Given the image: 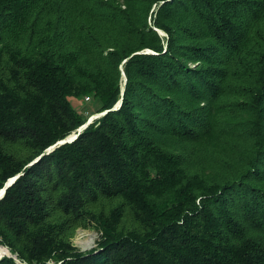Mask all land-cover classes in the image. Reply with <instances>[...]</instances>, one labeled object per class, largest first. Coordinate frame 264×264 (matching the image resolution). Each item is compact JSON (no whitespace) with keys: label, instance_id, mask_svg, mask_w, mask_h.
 I'll use <instances>...</instances> for the list:
<instances>
[{"label":"trees","instance_id":"trees-1","mask_svg":"<svg viewBox=\"0 0 264 264\" xmlns=\"http://www.w3.org/2000/svg\"><path fill=\"white\" fill-rule=\"evenodd\" d=\"M4 188L0 264H264V0H0Z\"/></svg>","mask_w":264,"mask_h":264},{"label":"rangeland","instance_id":"rangeland-1","mask_svg":"<svg viewBox=\"0 0 264 264\" xmlns=\"http://www.w3.org/2000/svg\"><path fill=\"white\" fill-rule=\"evenodd\" d=\"M76 106L79 110H81L84 114L86 115H90L91 113H93L91 116L95 118L103 115V112H95L97 111V109L100 106L99 101H93V99L91 100L90 97H86L85 100H80V101H75ZM95 112V113H94ZM89 116V118L91 117ZM93 119V120H94ZM86 232L87 234H92V241L90 242V240L88 241V239H81L82 237V233ZM99 230L96 229V227L94 226H90V227H79L75 233V236L73 238V243L75 246H77L80 250L82 251H86V250H91L92 248H94L97 244L99 239L101 238V235L99 236ZM0 248H2L0 246ZM9 250V248H8ZM10 251V250H9Z\"/></svg>","mask_w":264,"mask_h":264},{"label":"water","instance_id":"water-1","mask_svg":"<svg viewBox=\"0 0 264 264\" xmlns=\"http://www.w3.org/2000/svg\"><path fill=\"white\" fill-rule=\"evenodd\" d=\"M123 74L125 75V72L123 71ZM120 104H121V102H119ZM119 104V105H120ZM116 109V108H115ZM106 112H103V114H105ZM93 119H94V117L93 116H91L89 119H88V121H87V123L86 124H84L83 126H81L80 128H79V130H78V133H74L73 135H71V136H69V137H67L66 139H64V140H61L59 143H58V145H60V144H63V143H65V142H71V141H73V140H75L78 136H79V134L93 121ZM57 145V144H56ZM56 145H54V146H52V147H50L49 149H48V152L49 151H51V150H53L55 147H56ZM41 157V156H40ZM35 161H37V160H35ZM35 161H33L32 162V164L35 162ZM17 179V176L16 177H13V178H11L9 181H8V183H7V187L8 186H10L15 180ZM5 191H6V188H4V189H2L1 191H0V198L5 194ZM0 246L2 247V248H6L7 250H8V248L6 247V246H4V245H2V244H0ZM3 255H12L11 254V252L8 250V251H2L1 249H0V257L1 256H3Z\"/></svg>","mask_w":264,"mask_h":264},{"label":"bare ground","instance_id":"bare-ground-1","mask_svg":"<svg viewBox=\"0 0 264 264\" xmlns=\"http://www.w3.org/2000/svg\"><path fill=\"white\" fill-rule=\"evenodd\" d=\"M92 237H93V235L92 234H87L86 232H83L82 233V237H81V239H88V241L90 240V242L92 241ZM2 251H8L6 248H0Z\"/></svg>","mask_w":264,"mask_h":264},{"label":"built area","instance_id":"built-area-1","mask_svg":"<svg viewBox=\"0 0 264 264\" xmlns=\"http://www.w3.org/2000/svg\"><path fill=\"white\" fill-rule=\"evenodd\" d=\"M99 236H100V232H99ZM15 259H16V261H17L18 263H20V264H26L25 262H22L19 258H17V256H15ZM46 264H55V262H54V261H49V262L46 263Z\"/></svg>","mask_w":264,"mask_h":264}]
</instances>
